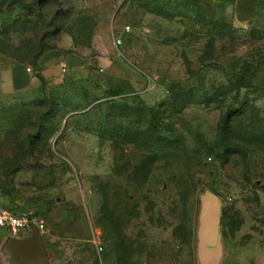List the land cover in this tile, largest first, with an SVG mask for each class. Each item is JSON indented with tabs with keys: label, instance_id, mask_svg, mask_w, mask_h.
<instances>
[{
	"label": "rangeland",
	"instance_id": "obj_1",
	"mask_svg": "<svg viewBox=\"0 0 264 264\" xmlns=\"http://www.w3.org/2000/svg\"><path fill=\"white\" fill-rule=\"evenodd\" d=\"M0 18L31 72L44 47L96 76L86 108L0 130L3 202L44 222L53 264H203L207 191L218 264H264V24L213 0H0Z\"/></svg>",
	"mask_w": 264,
	"mask_h": 264
},
{
	"label": "crops",
	"instance_id": "obj_2",
	"mask_svg": "<svg viewBox=\"0 0 264 264\" xmlns=\"http://www.w3.org/2000/svg\"><path fill=\"white\" fill-rule=\"evenodd\" d=\"M213 1L238 27L264 24V0ZM38 64L39 72H28L27 66L0 52V130L14 126L22 116L28 117L25 114L33 110L44 94L59 100L64 111L72 104L86 103L88 98L98 96L97 92L94 95L91 91L86 93L87 81L96 76L89 73V67L78 54L59 56L56 51H51L44 54ZM37 74L45 80V93ZM50 249L44 231L36 227L18 238L6 230L0 233L2 264H53Z\"/></svg>",
	"mask_w": 264,
	"mask_h": 264
},
{
	"label": "water",
	"instance_id": "obj_3",
	"mask_svg": "<svg viewBox=\"0 0 264 264\" xmlns=\"http://www.w3.org/2000/svg\"><path fill=\"white\" fill-rule=\"evenodd\" d=\"M212 212L214 213L212 214ZM220 222V199L214 193L207 191L202 199L199 229V258L203 264H218L221 260ZM210 227L214 235V239L211 241L207 238V235L211 231Z\"/></svg>",
	"mask_w": 264,
	"mask_h": 264
},
{
	"label": "trees",
	"instance_id": "obj_4",
	"mask_svg": "<svg viewBox=\"0 0 264 264\" xmlns=\"http://www.w3.org/2000/svg\"><path fill=\"white\" fill-rule=\"evenodd\" d=\"M43 5H44L43 3H41V4H34L35 7H41ZM32 14H33V12H32ZM4 28H5V23L0 18V38L4 34ZM53 50H56V48L50 49V51H53ZM47 51L49 52V48H47V49H45L44 47L43 48H40V50L35 53L33 60L31 62H29V64L33 67L34 72H39V69L40 68H39L38 61H39V59L44 54L48 53ZM0 52H2V51H0ZM2 53H4V52H2ZM68 53H71V52H67V54ZM4 54H6V53H4ZM8 57H10V56H8ZM10 58H12V57H10ZM17 62H19L18 59H17ZM19 63H22V62H19ZM22 64H24V63H22ZM28 68H30V67H28ZM37 77L40 80V82L42 84V89H43V91L45 93V84H46L45 83V80H44V78L40 74H37ZM115 96H118V95H115ZM64 101H66V100H64ZM43 104H48L50 109H49V111L46 110L45 111L46 112L45 114H42L43 123H41V124H44L46 122L45 121L46 120L45 118L54 115L56 108H57L56 111H58L59 113L60 112H65L66 114L67 113H71L72 111H80L83 108H86V107H84V105H86V103H79V104H72L70 106V108H68L67 110L64 111L60 107L59 100H57L55 97H49V96H47V95L44 94V96L36 104H34L35 106H34L33 110L32 111H29V112H27L25 114L28 117L22 116L21 118H19V120H17V123L16 124H18L21 121L20 126L17 125V127H14L13 129H17L18 127H20V129H22L24 127L23 120H27V119L29 120L32 116H34L37 112H39V109L43 106ZM233 113H234V110L233 109H230L226 113V115L223 117L222 122L224 124H226V125L229 124V117H231ZM55 132L56 131H54L51 136H53V134H55Z\"/></svg>",
	"mask_w": 264,
	"mask_h": 264
},
{
	"label": "built area",
	"instance_id": "obj_5",
	"mask_svg": "<svg viewBox=\"0 0 264 264\" xmlns=\"http://www.w3.org/2000/svg\"><path fill=\"white\" fill-rule=\"evenodd\" d=\"M27 71L31 72V68H27ZM33 227L40 231L45 230V224L42 220L33 216L17 215L9 210L3 202L0 191V233L2 230H6L11 236L18 238L29 232Z\"/></svg>",
	"mask_w": 264,
	"mask_h": 264
},
{
	"label": "bare ground",
	"instance_id": "obj_6",
	"mask_svg": "<svg viewBox=\"0 0 264 264\" xmlns=\"http://www.w3.org/2000/svg\"><path fill=\"white\" fill-rule=\"evenodd\" d=\"M214 211V210H213ZM214 212H212V214H213ZM211 228V227H210ZM211 231H212V228H211ZM209 232V234L207 235V238H208V240H213L214 239V235H213V231L212 232Z\"/></svg>",
	"mask_w": 264,
	"mask_h": 264
}]
</instances>
